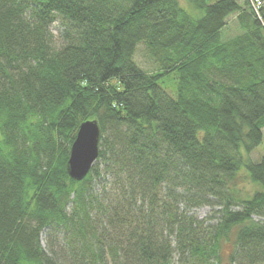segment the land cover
<instances>
[{"label":"trees","instance_id":"16d2710c","mask_svg":"<svg viewBox=\"0 0 264 264\" xmlns=\"http://www.w3.org/2000/svg\"><path fill=\"white\" fill-rule=\"evenodd\" d=\"M183 1L0 0V264H171L158 222L173 234L180 205L221 208L207 241L180 225L185 264H222L223 243L264 264V0ZM95 119L99 158L75 181Z\"/></svg>","mask_w":264,"mask_h":264},{"label":"rangeland","instance_id":"374dc122","mask_svg":"<svg viewBox=\"0 0 264 264\" xmlns=\"http://www.w3.org/2000/svg\"><path fill=\"white\" fill-rule=\"evenodd\" d=\"M181 4L185 6V2L180 0ZM55 36H58L57 29H53ZM240 34L238 29L236 18L232 17L230 22L223 30L222 37L224 40H230ZM134 62L145 72L148 73H155L158 71V67L155 62L150 57V53L148 48L144 43H140L137 46L135 55H134ZM177 78L174 74L165 75L161 78V86L162 88L171 96H176V87H177ZM252 160L259 161L264 158V141L263 143L255 150V152L251 155ZM239 184L240 188L245 192L250 193V191L255 190L257 187L254 185L251 180L248 178L246 172H242L239 176ZM179 210V218L180 220L174 225V233L169 235L168 226L162 220L160 223L158 222V229L163 231L164 238L170 242L173 249L172 260L171 264H185L183 260L186 262L187 257H189L186 253H180L179 249V240L178 237V229L181 227L180 225H186L188 229H195V237L199 241H207L209 240V233L216 226L219 222V211L221 208H211V207H201L192 209L190 212H186L185 208L180 205ZM185 213V214H184ZM185 217H182L184 216ZM254 220L256 221H264V218L254 216ZM192 234V233H191ZM163 238V239H164ZM161 241V240H160ZM45 246V243H43ZM233 251V244L232 243H223L221 256H222V264H231L229 263V255ZM108 264H113L112 261H108Z\"/></svg>","mask_w":264,"mask_h":264},{"label":"water","instance_id":"95a60500","mask_svg":"<svg viewBox=\"0 0 264 264\" xmlns=\"http://www.w3.org/2000/svg\"><path fill=\"white\" fill-rule=\"evenodd\" d=\"M101 135V127L96 119L80 125L67 163L71 179L82 181L91 172L99 158Z\"/></svg>","mask_w":264,"mask_h":264},{"label":"built area","instance_id":"2783aa9c","mask_svg":"<svg viewBox=\"0 0 264 264\" xmlns=\"http://www.w3.org/2000/svg\"><path fill=\"white\" fill-rule=\"evenodd\" d=\"M260 5H261V3L260 2H257L256 5H254L255 6V9L258 10V8H260Z\"/></svg>","mask_w":264,"mask_h":264}]
</instances>
